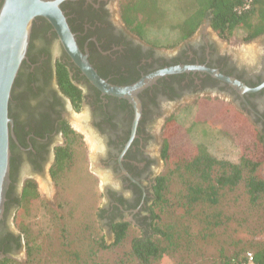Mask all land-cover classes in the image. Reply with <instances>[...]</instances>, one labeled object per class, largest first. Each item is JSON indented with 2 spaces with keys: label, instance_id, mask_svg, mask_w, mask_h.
Here are the masks:
<instances>
[{
  "label": "flooded vegetation",
  "instance_id": "1",
  "mask_svg": "<svg viewBox=\"0 0 264 264\" xmlns=\"http://www.w3.org/2000/svg\"><path fill=\"white\" fill-rule=\"evenodd\" d=\"M61 8L81 55L103 83H95L71 56L51 22L37 17L9 107L11 184L0 223V264L20 260L26 250L23 233L11 221L28 180L38 187L39 179L46 180L57 192L56 173L63 174L69 163L83 167L87 171L80 176L92 179L105 198L104 216L111 227L127 222L145 228L168 162L164 132L170 118L200 99L218 97L264 134V33L243 43L263 44L254 67L224 47L229 42L209 18L191 37L164 48L126 26L119 0H63ZM178 66L196 69L163 72ZM201 67L249 88L261 87L241 92ZM107 86L127 92L114 94ZM61 160L66 167L60 171Z\"/></svg>",
  "mask_w": 264,
  "mask_h": 264
},
{
  "label": "rangeland",
  "instance_id": "2",
  "mask_svg": "<svg viewBox=\"0 0 264 264\" xmlns=\"http://www.w3.org/2000/svg\"><path fill=\"white\" fill-rule=\"evenodd\" d=\"M228 42L224 44L226 49L248 66H258L263 52L260 41L243 44L236 38ZM180 113L171 138L173 163L188 159L181 155L186 148L194 147L195 142L206 143L219 158L238 161L239 149L229 137L221 135L217 127L235 131L248 157L262 154L261 144L249 129L232 123H242L243 119L227 100L200 99L195 106ZM201 119L206 120L205 125H192ZM248 120L252 123L250 118ZM172 167L166 162L163 173L166 179L160 196L156 195L151 205L150 224L145 228L130 224L119 244H114V232L103 215L105 198L97 193L92 179L72 180L73 183L66 180L63 189L62 184L57 186V192L46 180L39 179L41 197L22 218L27 232L20 229L23 223L18 226L17 219L11 221L12 228L23 233L24 241L28 236L34 249L31 256L23 249L21 259L12 261L20 264H144L132 253L135 238H149L161 249L162 254L147 264H221L233 257L234 263L264 246V196L252 199L240 184L233 188L221 187L214 197L207 181H199L185 167L169 172ZM85 171L83 167L74 168L69 175L73 172L78 178L85 175ZM101 239L105 244L103 248Z\"/></svg>",
  "mask_w": 264,
  "mask_h": 264
},
{
  "label": "trees",
  "instance_id": "3",
  "mask_svg": "<svg viewBox=\"0 0 264 264\" xmlns=\"http://www.w3.org/2000/svg\"><path fill=\"white\" fill-rule=\"evenodd\" d=\"M244 0H119L121 18L126 26L134 33L147 41L164 48H174L180 42L191 37L201 24L210 19L211 27L227 41L238 38L241 43L249 42L264 33V0H252L251 6L242 8ZM234 110L243 119L242 123L235 124L241 127L246 126L251 135L260 145L262 154L259 157H248L244 154L237 133L217 127L221 135L229 137L240 151L239 160L231 162L219 158L213 153L206 143L195 142L194 147L184 148L185 152L181 157H187L173 163L171 159V138L177 118H170L167 121L164 132V150L168 161L172 164L169 172L179 167L188 169L199 181H207L212 195L216 197V190L221 187H236L243 184L246 193L252 199H259L264 196V134L254 124L250 123L247 116ZM206 120H195L193 126L205 125ZM173 127V128H172ZM190 151V152H189ZM82 163V162H81ZM67 165L62 172L56 173L55 181L57 186L64 188L66 180L82 181V176H74L73 167ZM66 167L61 160L60 171ZM166 176L162 175L158 180L157 195L160 196ZM70 183H73L70 182ZM9 195L7 194V197ZM41 197L39 187L33 180H28L23 189L21 197L17 200L19 208L15 214L18 226L22 224L23 216L29 211L35 200ZM8 202L6 203V209ZM104 215V214H103ZM129 223L118 222L112 225L114 232V244L121 243L127 235ZM20 229L27 232V226L22 224ZM25 240L28 256H31L34 247L30 244L28 236ZM100 246L105 247L104 241L100 240ZM132 253L144 264L151 259L159 257L162 252L159 246L149 238H135L132 242ZM255 264H264V246L256 248L253 252ZM229 258L221 264H245L247 258L242 257L233 263ZM4 264H20L7 260Z\"/></svg>",
  "mask_w": 264,
  "mask_h": 264
},
{
  "label": "water",
  "instance_id": "4",
  "mask_svg": "<svg viewBox=\"0 0 264 264\" xmlns=\"http://www.w3.org/2000/svg\"><path fill=\"white\" fill-rule=\"evenodd\" d=\"M62 1L3 0L0 6V223L4 218L7 194L11 184L10 136L12 119L9 116V107L12 89L20 67L27 58L32 27L37 17H44L49 20L71 56L86 68L88 75L95 83H103L95 69L81 55L61 8ZM190 69H196V67L178 66L163 72H181ZM200 69L209 71L235 86L241 92L255 91L261 87L249 88L240 80L223 75L215 69L202 67ZM106 90L120 95L127 92L125 88L111 86H107Z\"/></svg>",
  "mask_w": 264,
  "mask_h": 264
},
{
  "label": "built area",
  "instance_id": "5",
  "mask_svg": "<svg viewBox=\"0 0 264 264\" xmlns=\"http://www.w3.org/2000/svg\"><path fill=\"white\" fill-rule=\"evenodd\" d=\"M252 0H244V4L242 8L247 9L251 6ZM245 264H255L254 261V254L253 253H248L247 255V260Z\"/></svg>",
  "mask_w": 264,
  "mask_h": 264
}]
</instances>
